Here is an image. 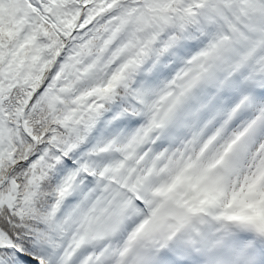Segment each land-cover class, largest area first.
Masks as SVG:
<instances>
[{
	"label": "snow or ice",
	"instance_id": "1",
	"mask_svg": "<svg viewBox=\"0 0 264 264\" xmlns=\"http://www.w3.org/2000/svg\"><path fill=\"white\" fill-rule=\"evenodd\" d=\"M0 264H264V0H0Z\"/></svg>",
	"mask_w": 264,
	"mask_h": 264
}]
</instances>
